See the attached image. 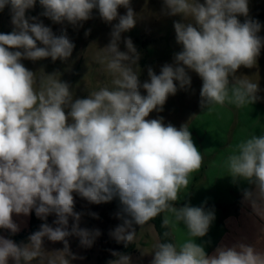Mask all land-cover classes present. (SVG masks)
<instances>
[{"label": "clouds", "instance_id": "1", "mask_svg": "<svg viewBox=\"0 0 264 264\" xmlns=\"http://www.w3.org/2000/svg\"><path fill=\"white\" fill-rule=\"evenodd\" d=\"M38 3L40 15L54 24L82 27L95 11L111 26L109 43L95 60L112 76V86L74 99L58 72L37 77L23 60L65 62L75 44L66 27L56 34L39 17L26 15L37 0H0V12L8 7L13 25L11 32L0 33V230L10 234H0V264L83 259L71 251L70 238L90 249L102 233L81 227L84 213L75 210V196L95 205L119 201L114 217L121 223L108 235L125 248L137 238L136 226L142 229L164 214V239L154 245L149 264H264V133L241 139L224 161L232 183L248 185L241 189V203L251 209L254 239L242 235L208 254L196 240L209 233L215 209L178 206L180 190L202 166V153L187 123L177 128L163 117L148 119L153 111L163 112L178 90L191 87L190 73L202 81V110L225 103L242 108L262 99L258 83L237 76L241 67H255L264 49L262 25L249 16V0H162L161 15L181 17L173 21L181 50L159 74L148 67L143 82L141 54L122 36L139 20L132 0ZM33 212L42 223L28 243H16L10 238L20 231L14 216ZM49 216L55 217L52 223ZM180 225L188 238L177 243L172 229ZM45 240L63 244L55 257L46 256ZM110 251L114 259L106 264H134L130 254Z\"/></svg>", "mask_w": 264, "mask_h": 264}, {"label": "rangeland", "instance_id": "2", "mask_svg": "<svg viewBox=\"0 0 264 264\" xmlns=\"http://www.w3.org/2000/svg\"><path fill=\"white\" fill-rule=\"evenodd\" d=\"M203 2V0H201ZM132 7L138 15L137 25L122 36L130 37L141 54L139 60L140 80L141 82L148 79L147 69L151 67L157 74L160 68L165 63H172L173 54L181 50V46L176 43L175 30L173 27L174 20H181V17H167L161 15L162 0H132ZM43 9L40 7L38 0L33 9L28 10L26 15L37 16L43 23L50 26L52 30L59 34L62 27H66L69 38L74 42L75 48L72 56L65 62L57 60L53 62L51 58L42 59L36 62L30 60H23L24 66L33 72L37 73V77L45 74H52L58 72L62 81L68 82L71 91L75 98H86L89 93L98 91L102 87H111L112 76L107 72L104 65L96 62L95 58L103 48L109 43V33L111 26L105 24L94 11V18L84 22L82 27L73 28L71 25L54 24L51 20L40 15ZM120 14L125 13V9H119ZM264 13V0H249V16L252 19L258 20L261 25V32L259 35L264 36V17L257 19V17ZM191 18H189L190 20ZM241 22L244 17H239ZM91 29L89 35H85V31ZM13 30L11 24L10 10L6 7L0 12V33H8ZM120 49L125 50L124 44H120ZM192 77V84L190 88L178 90L176 95L170 96L164 105L163 112L153 111L150 113L148 119H155L163 117L164 122L171 123L177 128L182 124L187 123L189 130L193 133L203 132V125L209 124V128L215 132H222L220 125L214 122L215 119L226 122H231V131L237 128L238 123L249 124L252 122L248 115H256V111L260 110L264 113V49L257 60V64L253 68L241 67L237 71L238 78L248 79L251 82L258 83L260 91L258 95L262 98L253 105H247L242 108H237L235 105L225 103L224 105H215L211 111L202 110L200 107V88L202 86L201 79L195 74L190 73ZM178 84V82H176ZM141 93L146 95L143 89ZM227 109V112L224 109ZM229 117H218L214 115H231ZM264 115V114H263ZM248 118V119H247ZM261 119V117H257ZM264 120V116H263ZM196 125L194 130L191 126ZM243 123V124H244ZM259 125V124H257ZM191 132V133H192ZM256 135V132H255ZM202 140L203 138H199ZM75 196V194H74ZM75 210L83 212L84 215L81 220V227L98 228L102 235L97 239L94 246L90 249L79 247L78 239L70 238L71 251L83 259H77L72 264H106L110 259L111 251H119L115 241L108 235L109 230L121 223L120 220L114 217V213L119 206L106 204H89L86 200L75 196ZM98 214L99 218H93L89 213ZM35 216L33 212L30 216H14V220L20 227V231L10 236L16 243H28V237L31 234V220ZM38 227L42 223L36 216ZM54 216L48 217V223H52ZM71 224V220H70ZM137 227V238L135 243L137 246V253H131L134 264H149L151 260V253L154 245L160 242L158 233L153 225H146L142 229ZM0 234L9 236L8 232L0 230ZM46 256L55 257L57 254L53 251L63 248L62 243H53L48 240L44 242ZM143 252L145 255L141 256ZM59 255H63L60 253ZM35 264V262H34ZM59 264V260H57Z\"/></svg>", "mask_w": 264, "mask_h": 264}, {"label": "crops", "instance_id": "3", "mask_svg": "<svg viewBox=\"0 0 264 264\" xmlns=\"http://www.w3.org/2000/svg\"><path fill=\"white\" fill-rule=\"evenodd\" d=\"M227 112V109H224ZM256 115H248L252 119L249 124L238 123L237 128L231 131L229 124L215 119L219 123L222 132L218 133L209 128V124L202 128L203 132H192V138L198 150L202 153L203 163L199 170L189 176V183L179 193L178 206L189 203L193 206L204 205L206 208H214L216 219L207 236L198 238L197 243H203L208 254L221 244H231L242 235L254 239L255 228L248 213L251 209L241 203V189L248 187L246 183L233 184L229 173L224 166V161L231 154L233 147L241 139H247L251 135L264 133L263 112L257 110ZM231 115H214L218 117ZM257 117H261L260 121ZM247 118V119H248ZM244 123V124H243ZM259 124V125H257ZM196 125L191 126L194 130ZM203 138L200 140L199 138ZM164 215V214H163ZM174 241L182 243L187 234L183 225L172 229ZM137 253V246L135 249Z\"/></svg>", "mask_w": 264, "mask_h": 264}, {"label": "trees", "instance_id": "4", "mask_svg": "<svg viewBox=\"0 0 264 264\" xmlns=\"http://www.w3.org/2000/svg\"><path fill=\"white\" fill-rule=\"evenodd\" d=\"M263 17H264V13L260 14L257 17V19H259V18L261 19ZM110 204L119 206V201L117 199H114L112 202H110ZM162 216H163V214H161V216L156 217L154 220L149 221L146 224V225H153L154 226V228L156 229V231L158 233L160 242L164 239L162 234L165 231V229L161 227ZM36 230H38V221L35 218V216H33L32 220H31V233L36 231ZM171 239L174 240V237L172 236ZM115 244H116L117 249H119L121 252H125V253H128V254L133 253L135 251V249H136V243L134 241H133L132 244L129 245L128 248H125L122 244H117L116 242H115Z\"/></svg>", "mask_w": 264, "mask_h": 264}]
</instances>
